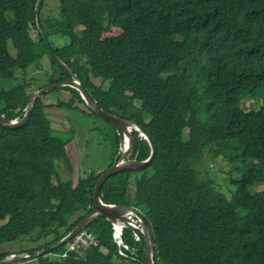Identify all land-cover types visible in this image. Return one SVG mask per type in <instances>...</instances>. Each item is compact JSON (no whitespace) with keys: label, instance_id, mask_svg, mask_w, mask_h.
Segmentation results:
<instances>
[{"label":"trees","instance_id":"trees-1","mask_svg":"<svg viewBox=\"0 0 264 264\" xmlns=\"http://www.w3.org/2000/svg\"><path fill=\"white\" fill-rule=\"evenodd\" d=\"M38 1L0 0V114L19 121L35 92L71 81L61 60L104 112L137 123L154 143L150 164L112 176L100 195L107 205L133 206L147 216L154 264H264V191L249 190L264 183V0H59L55 19L44 0L43 32ZM114 27L122 32L105 37ZM9 38L22 57L10 52ZM43 71L47 83L35 89L34 74ZM61 91L69 93L67 101L45 104ZM219 96L224 102L217 103ZM261 97L259 110L241 106ZM52 109L100 119L77 90L61 87L36 101L23 127L0 124V261L47 250L68 236L93 212L98 180L121 153L122 135L107 123L103 131L114 132L112 163L76 183L63 181L57 162L73 174L67 146L74 134L54 135ZM133 137L130 159L148 160L149 143L137 132ZM206 155L226 162V180L237 175L230 198L199 169ZM86 231L98 245L82 257L59 259L66 244L17 264H144L141 233L138 242L124 230L126 249L114 242L107 219ZM24 241L29 246L6 247Z\"/></svg>","mask_w":264,"mask_h":264},{"label":"rangeland","instance_id":"rangeland-1","mask_svg":"<svg viewBox=\"0 0 264 264\" xmlns=\"http://www.w3.org/2000/svg\"><path fill=\"white\" fill-rule=\"evenodd\" d=\"M59 0H46L45 12L46 14L55 19L59 15ZM13 17L11 13H8V18ZM12 29H8L11 34ZM122 32L120 27H114L109 33L104 34L105 37H111L119 35ZM55 40L59 43H64L65 38L56 37ZM13 38H9V50L15 57H22L23 54L20 53V47L18 44L14 43ZM48 58L42 60V64L47 66ZM47 72L43 71L40 73H35L34 77L37 79L35 83V89L41 88L47 83ZM95 82L100 85L101 81L94 79ZM108 83H106L105 88H108ZM69 93L67 91H61L57 93H51L45 98V104H56L57 100L67 101ZM220 101L224 102L223 97H218L217 103ZM241 106L245 110H259L263 106V99H248L241 101ZM84 109V107H83ZM86 110V108H85ZM48 118L51 120L52 128L55 136L61 138H66L71 134L73 141L67 146L68 155L72 164L74 165L73 174L70 173L66 164L62 161L57 162V169L60 178L63 181L73 179L75 183L78 178H84L91 171L93 172H103L113 161V144L111 141V136L114 132L109 128L108 133L103 131V128H107L108 124L104 121L97 119L93 116L85 114L83 112L65 110V109H52L48 111ZM50 164H47L49 166ZM199 169L204 172L207 169L210 172V176L215 180L217 187H223L225 192H227L228 197H231V193L237 190V185L232 183L231 178H237V175L232 177L227 175L228 165L221 158H213L211 155H206L203 163ZM103 170V171H102ZM57 181L55 180V184ZM252 193H261L264 191V183H254L249 187ZM128 200L133 202L134 200V187L129 192ZM18 245L25 248L29 244L24 242L7 244V248H16ZM18 246L17 248H20ZM17 264V263H15ZM21 264V263H20ZM27 264H36L35 261L28 262Z\"/></svg>","mask_w":264,"mask_h":264},{"label":"water","instance_id":"water-1","mask_svg":"<svg viewBox=\"0 0 264 264\" xmlns=\"http://www.w3.org/2000/svg\"><path fill=\"white\" fill-rule=\"evenodd\" d=\"M43 2L44 0H39L36 6V20H37V26L40 32H43L42 27L40 25V21H39L40 9H41ZM58 61L60 62L61 65H63L67 69L69 74H71L72 80L65 82V83H61V84H54L42 90H38L31 97L30 103L27 107V111L23 119L19 121L18 120L10 121V120H7L2 114H0V124L5 129H10V130L23 127L28 122L32 114L33 108L36 104V101L39 98H41L43 95H45L49 91H52L56 88L69 87V88H73L77 90L81 94L82 98L84 99L87 105V108L89 109L91 113H93L94 115L102 119L104 122L109 123L111 127H113L119 134L122 135L123 139L121 140V143H120L121 154H119L116 157L117 162L114 164V166L110 168L109 170H107L105 173H103V175L99 178L96 191H95V196H94L95 208L93 212L84 221H82L79 226H77L63 240L51 246L47 250H44L41 252H35L31 254L19 253L16 255H12V256L5 258L4 260H1L0 264H14L16 262L21 261L28 255L29 257L31 256L36 257V256L48 254L51 251H54L55 249L61 246H65L69 241H71L74 237H76L81 231L86 230L88 226H90L93 222H95L98 219L104 218L110 221L111 223H116V224L118 223L119 220L128 222V218H126V214L128 212H132L138 218L142 226L141 232L144 238L143 244H144V253H145L144 264H154L155 235H154L152 224L147 218V216L142 211H140L139 209L133 206L107 205L102 201L101 196H100L102 187L112 176L119 174L125 169H140L150 164V162L156 155V149H155L154 143L152 139L141 128V126L138 125L137 123L104 112L101 109V107L98 105L95 98L85 88V86L80 81V79L77 77V75L73 74L72 70H70L61 60H58ZM133 132L139 133V135L144 137L150 145L151 154H150L149 159L146 161H138V160L130 159L132 151H133V147H134ZM126 139L129 140V149L127 153H122V147Z\"/></svg>","mask_w":264,"mask_h":264},{"label":"built area","instance_id":"built-area-1","mask_svg":"<svg viewBox=\"0 0 264 264\" xmlns=\"http://www.w3.org/2000/svg\"><path fill=\"white\" fill-rule=\"evenodd\" d=\"M126 216L128 218V222L118 221L117 224L113 223V239L119 248L123 247L128 249L124 243V230L127 228L131 229L135 240L139 242L141 240L139 236L141 225L138 223L136 217L132 213H128ZM97 245L98 241L93 236V234L84 230L74 237L70 243H68L65 253L58 255V258L66 259L69 257L70 253H75L78 257H82L85 251Z\"/></svg>","mask_w":264,"mask_h":264},{"label":"bare ground","instance_id":"bare-ground-1","mask_svg":"<svg viewBox=\"0 0 264 264\" xmlns=\"http://www.w3.org/2000/svg\"><path fill=\"white\" fill-rule=\"evenodd\" d=\"M128 149H129V140L126 139V140L124 141V145H123V147H122V153H127V152H128Z\"/></svg>","mask_w":264,"mask_h":264},{"label":"clouds","instance_id":"clouds-1","mask_svg":"<svg viewBox=\"0 0 264 264\" xmlns=\"http://www.w3.org/2000/svg\"><path fill=\"white\" fill-rule=\"evenodd\" d=\"M119 134V133H118ZM123 139V138H122ZM145 139V138H144ZM120 150H121V147H120ZM121 154V153H120ZM117 162V161H116ZM128 213H132V212H128ZM127 213V214H128ZM126 214V215H127ZM133 214V213H132ZM134 215V214H133ZM135 216V215H134ZM136 217V216H135ZM126 218H127V216H126ZM136 220L138 221V223L140 224V221L138 220V218L136 217ZM119 221H121V220H119ZM122 222H124V221H122ZM112 225H113V223H112ZM141 225V224H140ZM141 228H142V226H141ZM113 233H114V229H113ZM140 233L142 234V232L140 231ZM73 240V239H72ZM71 240V241H72ZM71 241H69L68 243H70ZM68 243H67V245H68ZM65 253V252H64ZM62 255V254H61ZM29 257V255L27 256V257H25V258H28ZM23 260V259H22ZM61 260H64V259H61ZM20 262V261H19ZM16 263H18V262H16ZM15 264V263H14Z\"/></svg>","mask_w":264,"mask_h":264},{"label":"crops","instance_id":"crops-1","mask_svg":"<svg viewBox=\"0 0 264 264\" xmlns=\"http://www.w3.org/2000/svg\"><path fill=\"white\" fill-rule=\"evenodd\" d=\"M103 171V170H102ZM25 264H27V263H25Z\"/></svg>","mask_w":264,"mask_h":264}]
</instances>
